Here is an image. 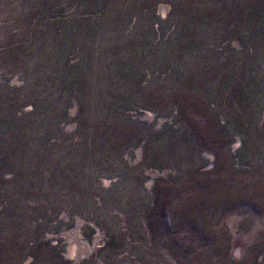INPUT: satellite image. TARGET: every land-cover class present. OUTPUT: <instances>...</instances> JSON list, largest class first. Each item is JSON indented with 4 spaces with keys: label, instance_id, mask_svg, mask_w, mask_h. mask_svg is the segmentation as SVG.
Listing matches in <instances>:
<instances>
[{
    "label": "rangeland",
    "instance_id": "1",
    "mask_svg": "<svg viewBox=\"0 0 264 264\" xmlns=\"http://www.w3.org/2000/svg\"><path fill=\"white\" fill-rule=\"evenodd\" d=\"M0 264H264V0H0Z\"/></svg>",
    "mask_w": 264,
    "mask_h": 264
}]
</instances>
